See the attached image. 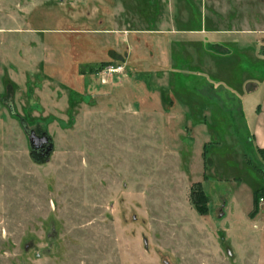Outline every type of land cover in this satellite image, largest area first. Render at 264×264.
<instances>
[{
	"label": "rangeland",
	"instance_id": "1",
	"mask_svg": "<svg viewBox=\"0 0 264 264\" xmlns=\"http://www.w3.org/2000/svg\"><path fill=\"white\" fill-rule=\"evenodd\" d=\"M258 119L264 0H0V264H264Z\"/></svg>",
	"mask_w": 264,
	"mask_h": 264
},
{
	"label": "trees",
	"instance_id": "2",
	"mask_svg": "<svg viewBox=\"0 0 264 264\" xmlns=\"http://www.w3.org/2000/svg\"><path fill=\"white\" fill-rule=\"evenodd\" d=\"M258 151L260 154L264 153V149H258ZM260 198H264V191L262 189L256 190L252 193V209L248 213V218L254 219L257 216L259 212L258 204ZM189 199L193 209L199 216L208 215V204L210 200L205 194L201 183L192 184Z\"/></svg>",
	"mask_w": 264,
	"mask_h": 264
},
{
	"label": "crops",
	"instance_id": "3",
	"mask_svg": "<svg viewBox=\"0 0 264 264\" xmlns=\"http://www.w3.org/2000/svg\"><path fill=\"white\" fill-rule=\"evenodd\" d=\"M200 34H203V33L200 32ZM259 109H260V112H261L262 111V105H261V107ZM253 138H254V141L256 143L257 148L258 149H264V132L262 131V128L259 127V119L257 120L255 131L253 133Z\"/></svg>",
	"mask_w": 264,
	"mask_h": 264
},
{
	"label": "built area",
	"instance_id": "4",
	"mask_svg": "<svg viewBox=\"0 0 264 264\" xmlns=\"http://www.w3.org/2000/svg\"><path fill=\"white\" fill-rule=\"evenodd\" d=\"M124 68L120 65L117 66H109L103 70V75H112V74H123ZM259 203H264V198L259 199Z\"/></svg>",
	"mask_w": 264,
	"mask_h": 264
}]
</instances>
